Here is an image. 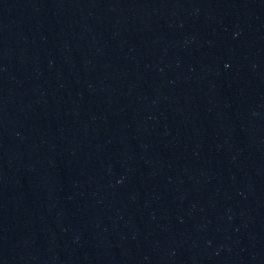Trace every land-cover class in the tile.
Segmentation results:
<instances>
[{
    "label": "water",
    "instance_id": "1",
    "mask_svg": "<svg viewBox=\"0 0 264 264\" xmlns=\"http://www.w3.org/2000/svg\"><path fill=\"white\" fill-rule=\"evenodd\" d=\"M0 264H264V0H0Z\"/></svg>",
    "mask_w": 264,
    "mask_h": 264
}]
</instances>
